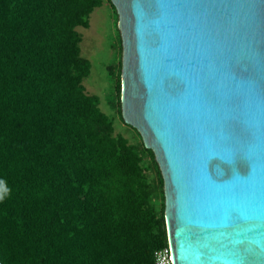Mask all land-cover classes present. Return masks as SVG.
I'll return each instance as SVG.
<instances>
[{
    "label": "trees",
    "instance_id": "16d2710c",
    "mask_svg": "<svg viewBox=\"0 0 264 264\" xmlns=\"http://www.w3.org/2000/svg\"><path fill=\"white\" fill-rule=\"evenodd\" d=\"M110 0H0V261L156 264L168 244L154 152L122 116V37L110 70L115 120L84 80L91 14ZM118 26V18H117Z\"/></svg>",
    "mask_w": 264,
    "mask_h": 264
},
{
    "label": "water",
    "instance_id": "95a60500",
    "mask_svg": "<svg viewBox=\"0 0 264 264\" xmlns=\"http://www.w3.org/2000/svg\"><path fill=\"white\" fill-rule=\"evenodd\" d=\"M110 1L174 264H264V0Z\"/></svg>",
    "mask_w": 264,
    "mask_h": 264
},
{
    "label": "rangeland",
    "instance_id": "374dc122",
    "mask_svg": "<svg viewBox=\"0 0 264 264\" xmlns=\"http://www.w3.org/2000/svg\"><path fill=\"white\" fill-rule=\"evenodd\" d=\"M117 18L110 5L105 2L91 14L89 28L78 27L83 36L82 55L92 64L91 73L85 78L84 85L88 93L99 96L102 110L115 120L117 133L135 141L139 137L122 122L113 104L114 92L110 70L116 66L118 54L121 52Z\"/></svg>",
    "mask_w": 264,
    "mask_h": 264
},
{
    "label": "built area",
    "instance_id": "2783aa9c",
    "mask_svg": "<svg viewBox=\"0 0 264 264\" xmlns=\"http://www.w3.org/2000/svg\"><path fill=\"white\" fill-rule=\"evenodd\" d=\"M156 264H174L172 246L169 243L154 253Z\"/></svg>",
    "mask_w": 264,
    "mask_h": 264
},
{
    "label": "clouds",
    "instance_id": "9594fccd",
    "mask_svg": "<svg viewBox=\"0 0 264 264\" xmlns=\"http://www.w3.org/2000/svg\"><path fill=\"white\" fill-rule=\"evenodd\" d=\"M9 191L3 182H0V200H3L9 194Z\"/></svg>",
    "mask_w": 264,
    "mask_h": 264
}]
</instances>
